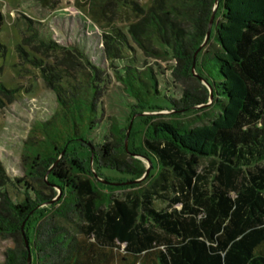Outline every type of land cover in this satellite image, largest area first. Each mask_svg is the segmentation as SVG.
<instances>
[{
  "label": "trees",
  "instance_id": "1",
  "mask_svg": "<svg viewBox=\"0 0 264 264\" xmlns=\"http://www.w3.org/2000/svg\"><path fill=\"white\" fill-rule=\"evenodd\" d=\"M112 2L126 25L103 33V53L130 116L162 106L173 115L199 106L215 116L194 127L144 116L149 127L137 143L131 130L129 150L150 160L155 174L144 181H153L103 205L97 189L104 183L93 177L91 156L105 180L103 168L128 180L145 173L144 163L126 154V127L112 123L102 143L88 138L104 119L97 95L108 74L79 47L64 51L36 33L22 35L15 50L40 69L59 110L26 141L22 177L11 179L0 165V236L14 238L0 264H27L23 221L30 264H264V0H219L221 19L210 35L217 48L202 47L196 58L214 0ZM2 22L0 12V28ZM33 41L34 51L58 49L76 61L67 68L43 62L26 51ZM148 59L174 62L161 90L157 79L164 78ZM202 161L213 171L209 186L197 171ZM57 189L63 205L41 206Z\"/></svg>",
  "mask_w": 264,
  "mask_h": 264
},
{
  "label": "rangeland",
  "instance_id": "2",
  "mask_svg": "<svg viewBox=\"0 0 264 264\" xmlns=\"http://www.w3.org/2000/svg\"><path fill=\"white\" fill-rule=\"evenodd\" d=\"M112 1L0 0V12L3 15V22L0 28V43L4 46V49H0V83L7 93V96L0 94V165L11 179L22 177L24 174L21 159L26 141L33 129L38 128V124L53 119L59 110L56 93L44 81L40 69L35 64L20 58L15 50L16 45L21 41L22 35L25 36V34L36 33L40 38L51 39L64 51L73 46L79 47L84 50L94 64L108 74L109 82L106 81L97 95L104 110V119L99 127L89 132L88 138L92 139L94 137V139L102 143L103 137L108 135L112 123L117 124L119 128L126 127L124 140L126 154L127 156L140 159L144 163L145 173L140 178L128 180L130 179L129 176H123L113 169L103 168L104 177L109 178V180H105L99 177L93 169L91 156L89 165L91 164L90 170L93 173V177L97 181L104 183V185H99L97 189L99 199L103 205H107L110 201L113 202V199L123 198L126 194H136L138 191L147 188L153 181V178L144 181L148 173L155 174L154 171L152 172L151 166H148L146 157L129 150V145L133 139L135 143L142 140L146 129L149 127L148 121L142 119L144 116H151L150 121H166L171 118L181 119L189 127L208 123L215 116V112L207 111V113H203L199 106L192 111L183 112L184 114L173 115V110L162 106L163 100H159L160 103H157V105L162 106V109L155 110L154 108V110H149L148 108L146 111L130 116L131 111L128 109L123 86L114 76V68L112 69L111 64L108 63L109 61L105 60L103 53V33L108 32L110 27L117 25L124 27L126 25V22L118 18L117 11L121 9ZM132 1H135L141 7H147L152 0ZM218 1L216 6L214 2L212 9V11L215 9L213 23L221 19V16L216 13ZM94 4L96 6H93V10L90 11V5ZM101 11L105 12L104 15ZM28 28L29 31H27ZM35 44L36 42H31L30 45L26 46V51L33 53L35 57L41 58L43 62L52 63L53 61H58V63L62 62L61 68H67L73 64L72 62L76 61L75 58H70L69 60L63 58L64 54L58 49L56 51L49 49L34 51V49L36 50V48H33ZM202 44L203 42L196 50L194 58H196L199 49L202 47H208L210 50L217 48L210 36L206 43ZM144 63L153 66L161 74L160 77L164 78V83L159 78L157 79L161 83L157 87H160L159 89L161 90L166 80L171 78L170 67L174 64L173 60L148 59ZM192 71L195 73L194 66ZM10 90L14 92H7ZM175 95L178 96L177 94ZM131 130L134 132L133 139L130 137ZM106 140L109 139L106 138ZM64 151L63 149L58 160L65 153ZM54 165L55 163L50 168ZM197 171L204 175V179L201 182L209 186L212 182L213 171L209 169L207 161H202ZM46 178L47 176H45ZM104 180L107 182H103ZM16 190L18 191L17 188ZM60 197V191L58 190L52 200L41 206L55 204L58 207L63 205L58 202L61 199ZM157 203H159L160 207L165 206V203L159 201ZM177 206L180 207V205ZM24 223L25 221L22 222L23 226ZM22 230L25 234L23 227L21 228L23 236ZM26 237L28 239V236ZM13 245L14 238L12 236H0V263L4 259L6 249Z\"/></svg>",
  "mask_w": 264,
  "mask_h": 264
},
{
  "label": "water",
  "instance_id": "3",
  "mask_svg": "<svg viewBox=\"0 0 264 264\" xmlns=\"http://www.w3.org/2000/svg\"><path fill=\"white\" fill-rule=\"evenodd\" d=\"M217 1L218 0H215V6L217 4ZM215 10V9H214ZM214 10L212 11V14L210 16V19H209V22H208V26H207V30H206V35H205V38H204V41H203V44L206 43V41L208 40L210 34H211V27H212V24H213V19H214ZM202 44V45H203ZM146 160L148 161V166L150 167L151 166V162L148 158H146ZM148 171V170H147ZM96 174V173H95ZM103 182H107V181H103ZM22 227H23V224H22ZM21 227V228H22ZM22 233H23V237H24V242H25V247L28 251V256H27V264H30L31 262V254H30V251H29V242H28V239L26 237V235L24 234L23 230H22Z\"/></svg>",
  "mask_w": 264,
  "mask_h": 264
}]
</instances>
